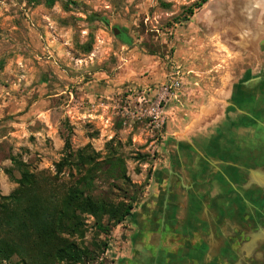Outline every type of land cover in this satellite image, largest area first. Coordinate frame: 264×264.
I'll use <instances>...</instances> for the list:
<instances>
[{
    "label": "rangeland",
    "instance_id": "1",
    "mask_svg": "<svg viewBox=\"0 0 264 264\" xmlns=\"http://www.w3.org/2000/svg\"><path fill=\"white\" fill-rule=\"evenodd\" d=\"M198 1L0 0V195L17 187L12 158L58 199L93 154L92 195L133 206L107 235L83 215L78 242L95 253L83 264H116L166 204L196 216L221 173L264 191V0H208L188 16ZM108 156L127 180L103 173Z\"/></svg>",
    "mask_w": 264,
    "mask_h": 264
},
{
    "label": "trees",
    "instance_id": "2",
    "mask_svg": "<svg viewBox=\"0 0 264 264\" xmlns=\"http://www.w3.org/2000/svg\"><path fill=\"white\" fill-rule=\"evenodd\" d=\"M58 0H27L30 4L43 2L52 6ZM208 0H199L187 10H194ZM95 21L96 16H89ZM68 148V142L65 143ZM20 177L17 187L8 196L0 195V262L8 264H83L95 259V253L78 242L83 238V215L94 219L98 232L109 234L111 228L131 215L132 203H114L94 197V178L100 162L93 154L76 164L78 177L58 198H45L41 193L40 174H34L26 163L11 159ZM67 158L57 163V173L69 165ZM108 167L103 172L115 179L127 180L120 158L108 156L102 162ZM73 165V164H72ZM9 177L12 173L6 170ZM106 222H103V220ZM19 261L12 263V257Z\"/></svg>",
    "mask_w": 264,
    "mask_h": 264
},
{
    "label": "flooded vegetation",
    "instance_id": "3",
    "mask_svg": "<svg viewBox=\"0 0 264 264\" xmlns=\"http://www.w3.org/2000/svg\"><path fill=\"white\" fill-rule=\"evenodd\" d=\"M221 177L226 184H221L220 191L216 189L211 204H201L196 216H189L187 204L184 207L182 205L183 217H170L175 210L172 204L163 206L160 217L149 216V231L131 238V244L127 246L129 254L121 256L116 264H175V258L170 254H174L175 249L196 250L202 245L206 249L209 247L200 234L221 242L218 249L219 262L225 264L228 258L236 261L239 254H243L247 264H264V191L260 187L255 189L249 186L247 180L245 184H240L238 190L237 185L236 188L232 187L231 178L222 173ZM255 190H259V193ZM228 197L226 203L224 201L220 204V199ZM231 198L236 200L230 202ZM175 207L178 212V204ZM157 221L159 228L156 230L154 225Z\"/></svg>",
    "mask_w": 264,
    "mask_h": 264
},
{
    "label": "crops",
    "instance_id": "4",
    "mask_svg": "<svg viewBox=\"0 0 264 264\" xmlns=\"http://www.w3.org/2000/svg\"><path fill=\"white\" fill-rule=\"evenodd\" d=\"M228 228V226H227ZM226 230V228H225ZM226 235V232H224ZM201 238H205L204 241L208 242V248H204L205 246H200L199 249H192L190 250L187 248H181L179 250L175 249L174 254L170 253L174 258L176 263L175 264H224V262H219L220 257L219 255V241L216 242V240L211 236H205L204 234H200ZM195 239V238H194ZM193 239V242L195 241ZM245 249V248H244ZM246 250V249H245ZM246 256H243V254H239L236 261H232L228 258L225 260V264H247L245 261ZM223 260V258H222ZM231 260V261H230Z\"/></svg>",
    "mask_w": 264,
    "mask_h": 264
},
{
    "label": "built area",
    "instance_id": "5",
    "mask_svg": "<svg viewBox=\"0 0 264 264\" xmlns=\"http://www.w3.org/2000/svg\"><path fill=\"white\" fill-rule=\"evenodd\" d=\"M179 85H180L179 80H173V81L171 82V86H170V88L172 87V88H174V89H177ZM163 90H164V92H166V91H167V87H163Z\"/></svg>",
    "mask_w": 264,
    "mask_h": 264
},
{
    "label": "water",
    "instance_id": "6",
    "mask_svg": "<svg viewBox=\"0 0 264 264\" xmlns=\"http://www.w3.org/2000/svg\"><path fill=\"white\" fill-rule=\"evenodd\" d=\"M115 30H116V29H115ZM115 30H114V31H115Z\"/></svg>",
    "mask_w": 264,
    "mask_h": 264
}]
</instances>
